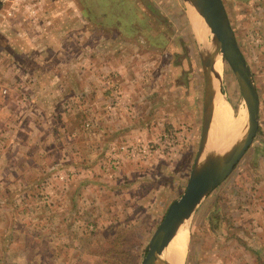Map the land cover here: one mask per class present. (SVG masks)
Wrapping results in <instances>:
<instances>
[{
    "label": "rangeland",
    "instance_id": "obj_1",
    "mask_svg": "<svg viewBox=\"0 0 264 264\" xmlns=\"http://www.w3.org/2000/svg\"><path fill=\"white\" fill-rule=\"evenodd\" d=\"M7 2L12 3V0H0V9ZM223 3L237 42L252 67L259 95V122L252 143L233 170L204 197L187 220L188 223L185 226L188 227V236L183 264H253L254 258L250 251L248 257L243 256L248 253L246 250H249V246L245 243L249 239L244 236L246 234L247 236H254V234L258 236L257 229L251 224L252 220L249 216H245L243 211L231 216L230 212L235 210L237 203L238 207L241 206V201L236 195L239 194L241 199H245L241 194L245 193L247 182L253 185L252 175L258 176L259 171L264 173V164L261 160L264 152L262 144L264 141V69L261 66V61H255L262 60V57L264 60V0H223ZM19 5L21 3L16 4V6ZM79 6L83 11L94 12L93 23L95 26H102L104 29L116 32L115 36L106 42V49L111 46L117 48V45H120V51L123 53L120 56L121 60L126 62V65L129 63L130 69L128 67L126 69L127 71L133 70L136 77L140 78L139 83L142 84V78L157 77L154 86L156 90H146L145 97L147 95L157 96L159 104L163 102L164 96L165 99L172 98L174 100L175 109L172 111V115L166 114L165 108H159L157 112V117L163 118L166 121L165 124L168 125L163 126L160 131L157 127L148 129L150 134L157 131L158 135L155 140L144 141V143L154 145L153 151L157 150V156L168 159L157 162L151 160L152 162H150V155L133 160L122 158L118 163H115L110 156L112 145L138 143L143 140L129 141L122 138L113 142L105 164L108 168H112L119 166L121 161L134 162L133 176L123 173L119 177L121 178L119 184L124 188L129 184V180L131 183L132 179L136 178L134 183L139 187L134 189L136 203L129 202V199L126 198L128 203L125 197L114 193L112 189L104 191L102 195L95 194L93 196L94 206H98L101 201L108 208L106 214H102V211L100 213L91 212V207L87 204L86 199L81 201L80 206L62 214L38 209L44 200L49 201V197H45V184L52 183L57 187H62L70 182L69 172H67L69 170L67 153L61 159L54 160L51 165L45 166L46 181L19 180L10 182L13 183L10 189L14 190L12 202L14 207L19 210L17 211L19 214L21 212L30 213V209L40 210L39 215L42 217L37 223L45 220L48 222L57 220L54 225L47 226L48 228H42V226L31 228L35 239L40 241L39 247L45 249V254L42 257L49 261L48 264H53L54 261L57 264H71L68 263L70 261L67 260L68 258L61 261L54 260L53 256L57 252L54 249V244H44L43 241L48 240L50 233L60 239L69 233V239L77 240L78 255L73 260V264H139L146 252L147 241L162 219L169 202L177 198L185 188L198 149L202 126L205 73L189 14L190 4L185 0H79ZM4 7L2 8L3 12H0V33L1 29L6 31L5 28L11 24L9 19L11 13ZM21 7L23 6L21 5ZM31 7V12L35 13V5L31 4ZM202 22L205 24L204 20ZM0 45L3 46L5 43L2 42ZM109 49H113V47ZM1 54H3L2 48L0 57ZM221 71L220 89L231 105L232 115L237 119L242 116V111H245L239 84L226 61H224ZM110 75H114V73L110 71L108 76L102 79L104 85L112 83L111 79L113 78ZM3 82L4 80H0V85ZM23 82L25 83V80L13 85V88L19 93L24 92V94H20L23 95V101H28L30 107L36 108L35 97L27 94L32 91L27 89V87L31 88V84L26 87ZM2 89L1 92L6 93ZM141 95L143 94H139V92L132 93V99L129 101L136 103ZM162 95L163 98H161ZM60 105L57 112L60 111L61 114L66 107H69L68 98L62 100ZM193 113L196 114L198 122L195 129L190 130L192 125L188 118ZM214 125L215 131L218 127V117L215 118ZM60 128L61 130L56 131L61 134L58 142L65 145L67 138L65 139L64 136L67 135V132L61 125L55 127L57 130ZM134 134L131 133L133 136ZM164 134L172 135V138H166L170 145H174L171 155H167L166 150H163L161 146L167 145V141L163 140ZM64 145L62 147H65ZM257 145L259 146L257 147ZM51 153L53 154L52 151ZM175 153L177 155L173 156ZM115 155L121 157L122 152ZM59 175H63V177L61 178ZM139 175H144L145 178L137 180ZM66 181H68L67 184H65ZM117 185L112 184L111 186L117 187ZM108 187L107 184L99 183L98 187H95V191H103ZM4 190H7V187L0 180V202L4 203L3 205L9 199L7 191ZM68 203L70 204L69 201ZM115 204L119 207L118 212H116ZM218 211L220 213L217 215ZM36 213L38 214V212ZM5 215H7L6 209H2L1 217L4 218ZM37 219L39 218H35V220ZM233 220L241 223L234 226ZM86 221H91L92 228L86 224ZM246 221L247 224H245ZM79 222L82 226L77 227ZM245 226L247 228H244ZM88 230L92 231L94 235L92 238L85 235L79 236L83 231ZM49 238L52 241V237ZM241 240L245 244H239ZM58 241L57 239L55 242L59 251L56 253L57 256L65 250L64 244L58 243ZM262 242L264 243V240ZM259 246L264 247V244L258 245L256 250L261 249ZM30 256L32 257V254ZM33 256L35 257V255ZM63 256H65L64 253ZM262 260L264 262V258ZM27 262L29 263V260ZM29 264H37V262L32 260V263Z\"/></svg>",
    "mask_w": 264,
    "mask_h": 264
},
{
    "label": "crops",
    "instance_id": "obj_2",
    "mask_svg": "<svg viewBox=\"0 0 264 264\" xmlns=\"http://www.w3.org/2000/svg\"><path fill=\"white\" fill-rule=\"evenodd\" d=\"M78 2L79 0H12V3L7 2L0 9V12H3L2 8L5 6L11 13V24L5 28L6 31L1 29L0 33V44L5 43L0 45L3 53L0 57V80H4L0 85V180L5 183L7 190L4 191H7L9 197L5 205L0 202V264H29L32 260H36L37 264L49 263L42 257L45 249L39 247L40 241L35 239L31 228H46L54 225L57 220L37 223L42 217L39 215L40 210L62 214L72 211V208L80 206L81 201L86 199L91 212L102 211V214H106L108 208L101 201L95 207L93 196L102 195L104 191L111 189L125 197L126 201L129 199V202L136 203L134 189L139 187L134 183L136 178L132 179L131 183L129 180V184L124 188L119 184V177L123 173L133 176L134 162L121 161L119 166L108 168L105 160L109 148L113 142L122 138L129 141L140 139L143 142L155 140L157 131L150 134L147 130L157 127L160 131L163 126L168 125L163 118L157 117L158 109L165 108L164 112L169 115H172L175 109L172 98L165 99L164 96L163 102L159 104L157 96L145 97L146 90H156L154 86L157 77L142 78V84L139 83L140 78L136 77L133 70L127 71V67L130 69L129 63L126 65V62L121 60L123 53L120 51V45L106 49V42L114 37L116 32L95 26L94 12L81 10ZM19 3L23 7L16 6ZM31 4L35 5V13L30 10ZM246 60L248 61L247 58ZM255 61H261L264 69L263 57L262 60ZM249 65L251 67L250 63ZM110 71L114 73L110 75L113 78L112 83L104 85L102 79L107 77ZM23 80L26 87L31 84V88L27 89L32 91L27 94L35 97L36 108L30 107L28 101H23V95L20 94L24 92L19 93L13 88V85ZM1 88H6V93H2ZM138 92L143 95L136 103L130 102L132 93ZM67 98L69 107L60 114L57 108L62 100ZM79 101L82 103H78ZM188 120L192 125L190 130L195 129L198 122L196 114L193 113ZM57 124L63 126V130L67 132L64 136L67 138L65 145L58 142L61 134L56 131L61 128L55 129ZM131 133L137 135L133 136ZM262 144L264 146V141ZM65 153L69 158L67 172L70 184H67L68 181L65 183L67 185L62 187L52 183L45 184V197H49V201L42 200L43 203L38 207L40 210L30 209V213L19 214L12 202L14 190L10 189L13 184L10 182L45 180V166L61 159ZM157 155L155 150L149 161L168 159ZM176 155L177 153L173 154ZM261 160L264 164V152ZM144 178V175H139L137 180ZM252 182L253 185L249 184L250 182L245 184V193L241 194L245 199H241L239 194L236 195L241 201V206L238 207L237 203L235 210L230 214L232 216L243 211L245 216L250 217L258 236H244L249 239L245 242L249 250H246L248 253L243 256L248 257L251 252L253 264H264V247L259 246L261 249L256 250L258 245L264 244V173L259 171L258 176L252 175ZM99 183L109 187L96 192L95 187H98ZM112 184L118 185L115 187L111 186ZM251 198L253 200H250ZM115 206L118 212L119 207L117 204ZM2 209L7 212L4 218L1 217ZM219 213L218 211L216 214ZM106 219L107 217L105 221ZM90 222L86 221V224L90 225ZM234 223V226H238L241 222ZM247 223L246 221L245 224ZM78 226H82L81 222ZM89 230L81 234L79 232L78 235L92 238L94 235ZM68 235L65 234L60 239L50 233L48 240L43 241L44 244H54L57 251L53 256L54 260L68 258V263L73 264L78 255L77 240L69 239ZM49 237H52V241ZM57 239L58 243L61 242L65 250L67 249L59 256L56 254L59 252L55 243ZM241 243L244 241H239V244ZM53 264H57L56 261Z\"/></svg>",
    "mask_w": 264,
    "mask_h": 264
},
{
    "label": "water",
    "instance_id": "obj_3",
    "mask_svg": "<svg viewBox=\"0 0 264 264\" xmlns=\"http://www.w3.org/2000/svg\"><path fill=\"white\" fill-rule=\"evenodd\" d=\"M208 25L207 41L213 43L211 50L203 52L200 48L201 61L205 73V92L203 97L202 126L198 149L188 174L185 188L177 198L172 199L157 226L151 233L146 252L139 264H164L160 257L164 247L172 238L176 228L185 219H189L196 206L233 170L255 137L259 122V95L252 69L243 54L234 30L231 26L223 0H190ZM195 35V34H194ZM220 54L226 61L238 81L245 104L246 130L242 137L222 154H206L201 158L208 138L213 116V93L210 77L215 54ZM223 68V67H222ZM220 74L214 73L221 77Z\"/></svg>",
    "mask_w": 264,
    "mask_h": 264
},
{
    "label": "bare ground",
    "instance_id": "obj_4",
    "mask_svg": "<svg viewBox=\"0 0 264 264\" xmlns=\"http://www.w3.org/2000/svg\"><path fill=\"white\" fill-rule=\"evenodd\" d=\"M190 4L189 14L194 26L195 36L200 41V48L203 52H207L212 49L213 43L208 42L207 34L209 33L208 25L202 22L203 16L197 11L195 6L190 0H185ZM202 19H201V18ZM205 21V20H204ZM214 63L212 66V74L210 77V88L213 93V116L211 125L209 128L208 138L205 143L203 152L201 153V158L206 154H222L224 151L228 150L232 144L238 141L246 130V113L242 111V116L235 119L232 115L231 105L227 98L223 95L220 89L221 77L216 76L214 73H219L223 69V62L221 55L215 54ZM218 117V127L215 129L214 121ZM215 132V133H214ZM214 133V135H213ZM188 219H185L176 228L172 238L169 240L168 244L162 250L160 257L165 259L164 264H183L185 248L187 243V224Z\"/></svg>",
    "mask_w": 264,
    "mask_h": 264
},
{
    "label": "built area",
    "instance_id": "obj_5",
    "mask_svg": "<svg viewBox=\"0 0 264 264\" xmlns=\"http://www.w3.org/2000/svg\"><path fill=\"white\" fill-rule=\"evenodd\" d=\"M3 92H6V88L2 89ZM163 140L165 139L167 141V137L172 138V135H167L164 134L163 135ZM163 150H166V154L167 155H171L172 152V148L174 145H170V142L167 141V145H161ZM154 145L150 144V143H144V142H138V143H124V144H118V146L116 145H112L111 146V158L113 159V162L118 163L119 160L126 159V160H133V159H137L138 157H147L150 156L152 154L153 149H154ZM122 152L121 157L118 155H115L116 153ZM61 178L63 177V175H59Z\"/></svg>",
    "mask_w": 264,
    "mask_h": 264
},
{
    "label": "trees",
    "instance_id": "obj_6",
    "mask_svg": "<svg viewBox=\"0 0 264 264\" xmlns=\"http://www.w3.org/2000/svg\"><path fill=\"white\" fill-rule=\"evenodd\" d=\"M117 25H120V24H117ZM94 243H97V242H94Z\"/></svg>",
    "mask_w": 264,
    "mask_h": 264
}]
</instances>
